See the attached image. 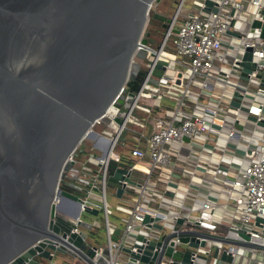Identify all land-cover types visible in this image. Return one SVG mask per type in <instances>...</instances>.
Instances as JSON below:
<instances>
[{"label":"water","instance_id":"obj_1","mask_svg":"<svg viewBox=\"0 0 264 264\" xmlns=\"http://www.w3.org/2000/svg\"><path fill=\"white\" fill-rule=\"evenodd\" d=\"M159 1L0 0V264H50L56 253L81 264L106 261L107 247L96 254L99 221L81 215L95 217L100 210L86 201L101 189L96 178L109 150H101L94 138L111 143V132L104 128L111 119L120 124L135 101L148 66L132 57L135 52L144 59L146 50L136 47L147 43L153 52L146 60L154 58L159 40L151 42L149 29L141 34ZM204 2L207 11L212 0ZM259 25L253 20L250 30ZM251 51L246 47L239 61L245 76ZM155 67L164 68L159 62ZM125 81L128 89L119 94ZM117 94L114 104L120 109L111 117L108 108ZM97 117L101 133L94 125ZM247 118L264 125L263 117ZM82 141L95 150L87 157L81 154ZM90 162L97 168L90 169ZM106 169V188L117 197L125 182L135 183L127 162L109 159ZM148 219L146 214L143 221ZM193 226L197 229L180 231L177 248L168 242L173 233L154 238L132 232L115 251V264H190L194 250L196 264H205L210 250L215 260L233 261L228 246L219 249L216 243L237 240L200 231L216 227L206 219ZM236 232L251 239L242 228Z\"/></svg>","mask_w":264,"mask_h":264},{"label":"built area","instance_id":"obj_2","mask_svg":"<svg viewBox=\"0 0 264 264\" xmlns=\"http://www.w3.org/2000/svg\"><path fill=\"white\" fill-rule=\"evenodd\" d=\"M182 2L167 21L152 60H146L153 52L152 46L138 43L136 49H145V58L137 57L135 52L132 58L145 63L148 69L135 101L120 124L111 119L104 128L111 132V143L97 137L107 143L109 152L101 160L96 178L101 186L98 196L93 194L94 198L86 201L102 210L106 226L107 259L96 264H115V251L137 230L154 238L173 233L168 242L177 248L182 244L180 231L197 229L193 225L201 219L216 227H202L200 231L224 237H228V231L233 233L238 242L228 243L225 248L228 246L236 264H244L242 260L246 258L239 248L264 251V125L247 118H264V36L260 35L264 27V0H212L207 11L203 9L204 0L193 1L198 11H184ZM255 19L260 20V25L250 30ZM144 33L145 30L141 37ZM246 47L252 48V59L245 76L239 61ZM158 62L164 70L173 69L172 74L153 77ZM151 80L155 84L150 85ZM126 81L119 94L128 89ZM119 94L108 108L113 111L111 117L120 109L114 104ZM147 98L152 99L149 105L144 103ZM232 100L239 105H233ZM136 109L146 116L136 118ZM161 109L163 112L158 113ZM148 117L154 122V130L146 135L143 129ZM239 120L243 121L242 129L236 128ZM248 121H252L251 126L246 125ZM130 123L139 126L136 142L143 143L127 146V158L133 160L126 161L118 148ZM95 124L101 133L99 117ZM142 158L148 160L146 167L135 163ZM109 159L129 163L135 176V183L125 182L115 205L117 211L126 213L120 218L124 220V230L118 240L111 238L114 225L108 219L112 212L105 185ZM138 170L144 172L138 174ZM125 192L131 193L123 196ZM221 197L225 199L222 201ZM146 214L149 219L144 222ZM178 218L183 219L181 223L176 222ZM257 218L261 220L256 222ZM154 223L160 227H154ZM225 223L226 233L216 231L217 226ZM241 228L251 234V239L238 235L236 231ZM255 242L262 246L252 244ZM216 245L219 249L224 247ZM103 248L97 247L96 254L100 255ZM196 254L194 250L190 264H196Z\"/></svg>","mask_w":264,"mask_h":264},{"label":"crops","instance_id":"obj_3","mask_svg":"<svg viewBox=\"0 0 264 264\" xmlns=\"http://www.w3.org/2000/svg\"><path fill=\"white\" fill-rule=\"evenodd\" d=\"M175 66V65H174ZM168 69H171V68H169V67H167V68H165V70L164 69H161V70H163V71H166V70H168ZM173 70V69H172ZM173 72V71H172ZM164 74V73H163ZM149 98H147V99H144L145 101H144V103L145 104H148L147 103V100H148ZM150 103H152V99H151V101H150ZM149 105V104H148ZM136 118H138V119H140V118H143L144 116H146V114H144V112H143V115H138V113L137 112H135V115H134ZM148 119H151L150 117H148L147 119L145 118V122L148 120ZM145 128V127H144ZM152 130H154V124L152 125V128H151V130H149L148 132H146L144 129H143V133L144 134H149V133H151L152 132ZM139 131H140V129L139 130H137V132L135 133V135L133 134V136H131L128 140H127V142H126V146H128L129 147V145H130V147L132 146V145H134V144H142L143 143V141H139L138 143L136 142L137 141V135L136 134H138L139 133ZM133 137H135L136 139H134ZM123 154L126 156V157H129V155H128V151H127V153H124L123 152ZM130 159V158H129ZM131 160V159H130ZM133 160V159H132ZM131 160V161H132ZM135 163L137 164V165H139V166H142V167H146V165L148 164V160H147V158H142L141 160H136L135 161ZM138 172V174L140 173V174H142L144 171L143 170H138L137 171ZM109 190V192H110V195H111V198L114 200V206H111V210H112V212L110 213V215H109V221L114 225V231H113V233H112V235H111V238L112 239H114V240H118V239H120V237H121V235H122V233H123V230H124V220H122V219H120V218H122V217H125L126 216V213H124V212H120V211H117L116 209H115V205L119 202V198L116 196V194H115V190L114 189H108ZM108 192V191H107ZM128 193H131V192H128ZM126 194V193H125ZM123 195V196H127V195ZM95 196L97 197L98 196V192L97 193H95ZM225 198L224 197H221L220 198V200H224ZM108 202V201H107ZM69 201H67L64 205H65V209L67 210V208H69ZM108 204H110L109 202H108ZM111 205V204H110ZM101 212H102V210H101ZM90 216H91V214H89ZM102 217H103V219H102V224H100L99 225V227H103V229L100 231V233H99V235H97V240H96V245L98 246V247H106V245H107V233H106V226H105V222H104V215H103V212H102ZM110 217H112V218H110ZM87 220H89V219H87ZM90 221V220H89ZM221 228V230L219 229V227L217 228L218 230H216V231H219V232H221L222 234H224V233H226L227 231H226V223H225V225H222V227H220ZM95 229V231L98 229V227H95L94 228ZM228 234H227V236H228V238H231V239H234L233 238V233L232 232H230V231H228L227 232ZM253 244V243H252ZM256 244H258V246L260 245V243H257V242H255L254 243V245H256ZM262 249H264V248H262ZM240 250H241V252H240ZM239 252L240 253H242V254H244L245 256H246V258L244 257L243 258V260L242 261H244V264H264V251L263 252H261V251H251V250H246V249H243V248H239ZM256 253H259V254H256ZM256 255H259V256H261V257H258V256H256ZM235 261V260H234ZM234 261H231V262H228V261H225V260H220V264H236ZM218 262H219V258L217 259V260H215V258L214 257H212V261H210L209 262V260L208 261H206V263L205 264H218ZM50 264H61L60 262H56V263H50ZM69 264H74V263H69ZM237 264H240L239 262H237Z\"/></svg>","mask_w":264,"mask_h":264},{"label":"rangeland","instance_id":"obj_4","mask_svg":"<svg viewBox=\"0 0 264 264\" xmlns=\"http://www.w3.org/2000/svg\"><path fill=\"white\" fill-rule=\"evenodd\" d=\"M179 1L180 0H160L159 2H154L153 3V5H152V7H151V9H150V12H149V17L152 15V13L153 12H157V13H160V14H164V15H166L168 18H170L172 15H173V13H174V11H175V9H176V6L178 5V3H179ZM193 1H195V0H183V2H182V8H183V10L184 11H186V10H191V11H198V6L196 5V4H194L193 3ZM149 17H148V21H149ZM148 21H147V24H146V28H145V31L147 30V29H149V27H151L150 26V24H148ZM243 29H245V27H243V28H241V30H243ZM153 34H155V31H153ZM172 69H168V70H166V71H163V70H161V69H158V68H156V69H154V72H153V77H157L158 75H160V74H165V75H171L172 74ZM150 83V85H153V84H155L152 80L149 82ZM252 86V85H251ZM250 86V87H251ZM251 88H253V86L251 87ZM257 99H260L259 97H256ZM150 101H151V99H148L147 100V103H150ZM163 110L164 109H161V110H159V111H157L158 113H162L163 112ZM141 113V115H143V111H141L140 112ZM150 117H152V116H150ZM154 124V122L151 120V119H148L147 121H146V123H145V128H144V130L146 131V132H148L149 130H151V128H152V125ZM136 127V129H140V128H138L137 127V125L136 124H134ZM247 126H251L252 125V121H248L247 122V124H246ZM242 125L241 124H236V128L237 129H242ZM256 132H258V130L256 131ZM130 133H129V131H124V133H123V135L125 136V137H127L128 138V135H129ZM257 134H259V133H257ZM82 148H84V149H86V150H89V151H91V150H93V148L91 147V142H87V141H83L82 142V146H81ZM125 147H126V145H125ZM122 151L124 152V153H127V151H128V149H122ZM80 158H83V157H80ZM244 166H246V164H243ZM126 193V192H125ZM130 193H126L125 195H129ZM106 199H107V201L111 204V206H114V200L111 198V195H110V192H109V190H108V192H107V194H106ZM82 217L84 218V219H89L90 220V222L92 221H94V220H98L99 221V223L100 224H102V219H103V217H102V212H101V210H99V213H98V215H96L95 217L93 216V215H89L88 213H86V212H82ZM110 218H112V217H110ZM88 220V221H89ZM219 227V229L221 230V228L220 227H222L221 225H219V226H217V228ZM216 228V230H218ZM103 229V227L101 226V227H98V229L95 231V236H97V235H99V233H100V231ZM95 230V229H94ZM93 230V231H94ZM92 231V232H93ZM227 244H225V243H223L222 244V246H226ZM240 252H241V250H240ZM256 254H259V253H256ZM256 256H258V257H261V256H259V255H256ZM212 254L210 253V254H208L207 255V261L209 260V262L210 261H212ZM45 262V261H44ZM56 262H60L61 264H69V263H74V264H81L79 261H77V260H72V261H64V259H63V257H62V255L61 254H58V253H56V255L54 256V260L52 261V263H56ZM218 264H220V260H219V262H218Z\"/></svg>","mask_w":264,"mask_h":264},{"label":"flooded vegetation","instance_id":"obj_5","mask_svg":"<svg viewBox=\"0 0 264 264\" xmlns=\"http://www.w3.org/2000/svg\"><path fill=\"white\" fill-rule=\"evenodd\" d=\"M157 12H153L152 15L149 17V21L148 24H150L151 27H149V37L152 39L151 41H158L159 39L162 38L165 30H166V26H167V16L165 15V17L163 16V18H158L156 16H154V14ZM164 15V14H163ZM153 31H155V34H153ZM92 152L89 150H84L82 154L85 155V157H87L89 154H91ZM84 157V158H85ZM90 169H96L97 166H95L94 163L90 162L88 164Z\"/></svg>","mask_w":264,"mask_h":264},{"label":"trees","instance_id":"obj_6","mask_svg":"<svg viewBox=\"0 0 264 264\" xmlns=\"http://www.w3.org/2000/svg\"><path fill=\"white\" fill-rule=\"evenodd\" d=\"M135 112H137L139 116L141 115V113H140L141 110L136 109ZM135 127H136V126H135L134 124H132V123H130V124L127 125L125 131H129L130 134L128 135V137H129V136L131 137L132 134H135V133L137 132L138 129H136ZM126 138H127V137H125V136L123 135V139L119 142V148H118V151H120V155H121V158H122L123 160L129 161L130 159H128V158L123 154V151H122V149H124V148H125V149H128L127 146L125 147V145H127V144H126Z\"/></svg>","mask_w":264,"mask_h":264},{"label":"bare ground","instance_id":"obj_7","mask_svg":"<svg viewBox=\"0 0 264 264\" xmlns=\"http://www.w3.org/2000/svg\"><path fill=\"white\" fill-rule=\"evenodd\" d=\"M95 140V144L101 148V150L106 151V147H107V143H105V141H102L100 139H98L97 137L94 138Z\"/></svg>","mask_w":264,"mask_h":264}]
</instances>
